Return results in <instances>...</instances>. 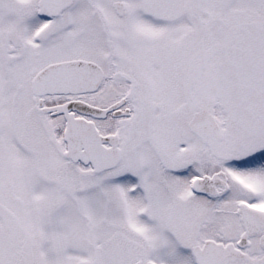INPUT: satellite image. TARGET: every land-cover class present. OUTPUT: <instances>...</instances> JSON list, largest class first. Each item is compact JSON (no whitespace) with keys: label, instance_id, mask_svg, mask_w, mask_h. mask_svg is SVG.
Segmentation results:
<instances>
[{"label":"snow or ice","instance_id":"snow-or-ice-1","mask_svg":"<svg viewBox=\"0 0 264 264\" xmlns=\"http://www.w3.org/2000/svg\"><path fill=\"white\" fill-rule=\"evenodd\" d=\"M0 264H264V0H0Z\"/></svg>","mask_w":264,"mask_h":264}]
</instances>
